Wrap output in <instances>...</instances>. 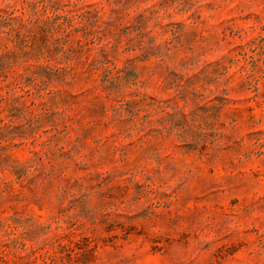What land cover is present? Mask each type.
<instances>
[{
    "label": "clouds",
    "instance_id": "clouds-1",
    "mask_svg": "<svg viewBox=\"0 0 264 264\" xmlns=\"http://www.w3.org/2000/svg\"><path fill=\"white\" fill-rule=\"evenodd\" d=\"M30 2L35 7L26 17V21H32V24L26 23V28L43 24L57 15L52 7L55 0ZM211 2L189 0L186 4L185 0H170L161 9L155 0L151 5L154 15L145 29L147 37L133 39L131 45H126L128 51L121 47L109 55L110 66L98 61L88 71L80 70L87 77L82 82H90L92 87L78 98L74 110L60 104L48 106L46 102L50 94L55 95L64 85H68L69 91L82 90L74 78L75 65L64 60L63 55L50 60L46 54H36L27 41L18 49L14 47V40L8 44L10 37L3 41L7 45L5 51L11 49L16 53L9 80H17L23 87L24 77L31 76L29 90L40 91L44 86L40 99L45 101V107L30 110L25 119H42L47 112L54 111L56 115L50 121L53 130L63 128L71 119L68 132L61 134L59 142L54 141L43 149L55 153L59 159L50 156L46 164L37 163L35 159L20 161L30 163L28 178L35 177L30 198L45 211L42 218L33 217L32 226L42 227L43 231L29 238L32 246H45L57 253L61 242L71 248L75 240L87 234L99 245L95 264H145L148 257L153 258L154 264H185L188 260L199 264L201 257L194 253H210L218 242L240 238L239 233L231 230L229 217L222 215L220 222L215 223L212 214L213 223L206 227L202 212L184 207L207 191L201 164L214 167L226 165L229 160L243 164L257 159L255 150H248L245 160V150L234 152L227 147L228 129L220 127L222 120L214 118L216 109L208 107L213 97L230 95L221 91L229 86L225 81L230 73L213 75L210 69L207 72L201 69L210 55L214 59L224 56L227 60L226 48L213 47L212 42L206 41L205 45H194L189 52L180 46L165 47L162 38L152 44L148 42L156 37L158 26L165 19L176 14L188 15L189 9L202 11L204 5ZM122 4L123 0L119 4L110 0L107 5L119 10L118 15L123 18L113 26L117 30L131 22L129 12L134 15L140 11L139 6L122 7ZM8 5L9 0L0 3V7ZM73 6L82 7V4L72 0L68 7ZM226 7H231L236 17L255 13L250 18L251 27L255 31L264 28V0H234ZM212 15L205 12L201 18L206 20ZM113 19L115 17L101 13L98 30L104 20ZM203 27L210 40L214 39L217 30L210 25ZM8 31L4 29L0 37L6 36ZM134 36L136 34L132 33L126 39ZM234 63L237 67L243 63L247 71V58L241 61L240 57H235ZM44 65L54 70L72 68L73 71L63 74L60 85H47L37 71ZM128 65L131 70L126 75L119 72L120 67ZM102 74L108 77L104 83L100 79ZM215 103L223 105L226 101ZM106 130H110V134L105 135ZM254 144L259 149V161L264 163L261 147L264 136ZM211 182L209 177L208 183ZM242 210L247 214L255 211L243 204L234 211ZM27 230V226L21 229ZM188 231L200 232V238L183 235ZM222 233L230 235L222 236ZM24 239L20 235L0 234V243L9 245L16 256H24L26 260L25 253L29 250L21 247ZM13 240H16L15 245ZM163 241H167L163 248L152 247ZM244 246L248 248L249 264H264V222L257 240ZM51 258L53 264H65L62 257L53 255Z\"/></svg>",
    "mask_w": 264,
    "mask_h": 264
},
{
    "label": "rangeland",
    "instance_id": "rangeland-1",
    "mask_svg": "<svg viewBox=\"0 0 264 264\" xmlns=\"http://www.w3.org/2000/svg\"><path fill=\"white\" fill-rule=\"evenodd\" d=\"M76 2L82 4V7L69 8L72 0H55L52 7L55 8L57 15L43 24H33L31 28H26V23L32 24L31 20L26 21V17L33 13L35 7L30 0H9L8 7H0V32L9 29L6 36L0 37V234L24 237L21 247L29 250L25 253L27 257L25 260L24 256H16L9 245L0 243V264L18 262L53 264L51 258L53 255L62 257L65 264H95L100 250L99 245L87 234L75 240L71 248L61 242L57 253H52L45 246L31 245L29 238L43 231L42 227L32 226L33 217L42 218L45 211L38 202L30 198L31 186L35 180V177L28 178L30 163L20 161L35 159L37 163L43 161L46 164L50 156L59 159L55 153L44 152L43 149L54 141L59 142L61 134L68 132L71 119L63 128L55 130L50 123L56 115L54 111L47 112L42 119H25V114L30 110L45 107V101L40 99V92L44 86H41L40 91L36 88L29 90L31 76L24 77L23 87H20L17 80H9L10 70L16 61V53L11 49L5 51L7 45L3 41L10 37L8 44H12L14 40L16 42L14 47L17 49L27 41L29 48L36 54H46L50 60L63 55L64 60L75 65L77 71L74 78L78 82L77 87L82 90L69 91L68 85H64L55 95L50 94L46 102L48 106L60 104L74 110L78 98L92 87L90 82H82L87 77H84L80 70L86 72L98 61L110 66L109 55L118 52L121 47L128 51L126 45H131L133 39L147 37L149 34L145 29L154 15L151 5L155 0H123L122 7L136 5L140 11L134 15L129 12L131 22L125 23L118 30L113 26L123 18L118 15L119 10L107 7L110 0ZM188 2L189 0H185L186 4ZM0 3H3V0H0ZM115 3L119 4L121 0H115ZM169 3L170 0H158L161 9ZM232 3L234 0H212L211 3L204 5L202 11L192 12L189 9L188 15H172L158 26L156 37L148 41L152 44L162 38L165 47L180 46L189 52L194 45H205L206 41L212 42L213 47L221 45L226 48L227 60L224 56L214 59L210 55L205 67L201 69V72L210 69L213 75L230 73L228 81H225L229 86L221 90L222 93L230 95L213 97L208 107L216 109L214 118L221 119L220 127L228 129L226 133L229 137L228 148L234 152L245 150V160L248 159V150L257 152L255 161L249 160L243 164L237 160H229L226 165L217 164L214 167L200 165L202 179L208 185L207 191L197 195L184 207L189 211L202 212L206 227L213 223L212 214L215 215V223L220 222L222 215L229 217L231 230L239 233L240 238L234 237L231 241L224 239L218 242L210 253H194L195 256L201 257L199 264H249L248 248L244 245H250L257 240L261 224L264 222V212L261 211L264 209V163L259 161V149H256L254 144V141L264 136V83L261 82L264 80V67L261 66L264 64V35H261L264 28L255 31L251 27L250 18L255 13L243 17L233 16V9L226 7ZM145 4L149 7H144ZM62 12L67 14H61ZM205 12L214 15L206 20L202 19ZM101 13L115 19L104 20L103 26L98 30ZM204 25H210L212 29L217 30L214 39L210 40ZM22 32L24 35H21ZM132 33L136 36L126 39ZM235 57H240L241 61L247 58V71L243 63L237 67L234 63ZM129 70L131 65L120 67L119 72L126 75ZM23 71L20 70L21 75ZM37 71L41 73L47 85H60L63 74L72 72L73 69L54 70L44 65ZM196 75L199 76V73ZM100 79L101 83H104L108 77L102 74ZM217 100H225L226 103L216 104ZM108 134L110 130L105 131V135ZM4 143L7 146H3ZM261 147L264 148V145ZM10 152L11 155L8 154ZM209 177L211 183H208ZM242 204L245 208H253L255 211L252 214H247L243 210L239 213L234 211ZM25 226L28 230L21 231ZM183 235L188 237L195 235L199 239L201 233L188 231ZM221 235L227 236L230 233ZM166 242L153 244L152 247L163 248ZM12 244L15 245L16 240H13ZM145 264H154L153 258L148 257ZM185 264H191V261H185Z\"/></svg>",
    "mask_w": 264,
    "mask_h": 264
}]
</instances>
